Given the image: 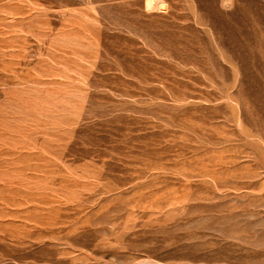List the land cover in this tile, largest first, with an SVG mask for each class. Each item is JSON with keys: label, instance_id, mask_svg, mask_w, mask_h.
Wrapping results in <instances>:
<instances>
[{"label": "rangeland", "instance_id": "1", "mask_svg": "<svg viewBox=\"0 0 264 264\" xmlns=\"http://www.w3.org/2000/svg\"><path fill=\"white\" fill-rule=\"evenodd\" d=\"M0 264H264V0H0Z\"/></svg>", "mask_w": 264, "mask_h": 264}, {"label": "bare ground", "instance_id": "2", "mask_svg": "<svg viewBox=\"0 0 264 264\" xmlns=\"http://www.w3.org/2000/svg\"><path fill=\"white\" fill-rule=\"evenodd\" d=\"M152 2H153V1H152ZM154 2H155V1H154ZM147 6H151V2H150V1H148Z\"/></svg>", "mask_w": 264, "mask_h": 264}]
</instances>
